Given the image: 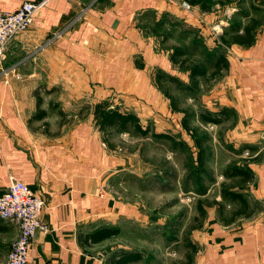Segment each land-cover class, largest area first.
<instances>
[{
    "label": "crops",
    "instance_id": "crops-1",
    "mask_svg": "<svg viewBox=\"0 0 264 264\" xmlns=\"http://www.w3.org/2000/svg\"><path fill=\"white\" fill-rule=\"evenodd\" d=\"M38 1L0 0V11ZM223 10L217 5L204 12L184 0H49L12 41L0 69V195L14 177L45 201L42 220L49 231L37 232L29 264H111L115 252L133 250L108 244L121 234L119 222L136 211L118 199L112 185L126 158L105 142L94 108L120 100L141 123L150 120L156 132L170 134L178 127L188 135L183 113L172 110L156 72L182 73L185 83L189 74L172 63L158 29L176 19L202 33L215 24L223 31ZM149 20L156 22V33L145 32ZM219 33L215 47L221 46ZM229 48V69L202 94V105L235 113L234 144L252 147L250 159H256L248 164L253 180L244 193L262 209L230 225L210 218L209 226L195 232L193 264H264V23L252 46ZM39 111L43 118L36 117ZM104 228L119 234L81 242ZM19 234L16 224L0 219V264H6Z\"/></svg>",
    "mask_w": 264,
    "mask_h": 264
},
{
    "label": "rangeland",
    "instance_id": "rangeland-1",
    "mask_svg": "<svg viewBox=\"0 0 264 264\" xmlns=\"http://www.w3.org/2000/svg\"><path fill=\"white\" fill-rule=\"evenodd\" d=\"M211 1L217 2L212 10L217 5L224 9L227 27L232 22L243 25L252 18L264 21V4L260 0ZM220 1L225 5H221ZM148 22L145 23V32L154 33L156 22ZM216 25L213 30L209 26V31L202 33L199 28L174 19L158 29L160 41L163 39L164 42L163 44L161 41L162 47L182 46L188 51L192 61L207 65L209 74L206 79H201V89L183 91L166 83L178 100L179 107L189 110L191 114L203 109L202 94L212 91L229 69L214 73V59L220 51V47L213 45L215 32H220V35L227 28L221 31L223 27L217 28ZM181 28L182 31L179 30ZM226 52L228 54L229 50ZM181 75L182 73L177 76L182 79ZM118 101L120 100L110 102L123 112H131ZM231 118L232 116L215 125L202 124L195 115L191 117V126L206 137V172L201 175L196 170L197 149L193 139L190 135L181 133L178 127L170 133L174 143L166 139L155 140L151 136L143 137L133 131L110 135L109 139L119 155L126 158V164L121 165L120 171L112 177V185L117 190L118 199L132 207L136 213L126 221L119 222L121 234L108 244L138 250L144 259L137 264H193L189 259L197 255L191 246L195 245V232L206 224L209 226L212 222L210 218L218 216L215 202H223L222 189L236 186L241 180L227 177L226 171L233 165L245 168L249 164L247 159H250L251 150L244 147L245 143L238 146L234 144ZM143 122V126L148 125L154 129L150 120ZM182 141L188 144L184 149L179 145ZM251 203L253 214L261 211V202ZM200 205L206 210V217L200 215ZM224 206L226 214L234 208L229 203Z\"/></svg>",
    "mask_w": 264,
    "mask_h": 264
},
{
    "label": "trees",
    "instance_id": "trees-1",
    "mask_svg": "<svg viewBox=\"0 0 264 264\" xmlns=\"http://www.w3.org/2000/svg\"><path fill=\"white\" fill-rule=\"evenodd\" d=\"M191 6H197L204 12L212 11V6L217 4V2H212L211 0H184ZM221 5H225L223 1L219 2ZM264 23L263 20L252 18L243 25H238L237 22H232L225 29V32L220 36V51L218 56L214 59L213 69L214 73H218L223 69L229 68V61L226 57V48L231 47L232 45H240L244 47H250L256 42V32L258 28ZM159 26V25H158ZM157 26V27H158ZM155 33L157 31H154ZM225 49V50H224ZM170 60L173 64H177L180 71L189 74V83H185L180 78L168 74L165 71L158 69L156 72V81L159 85L161 91L169 99L170 105L173 111L183 113V118L181 125L183 129L190 135L193 139L194 146L197 149L196 159V170L199 172V175L206 172V163H207V149L205 146L206 137L199 134L198 129L191 126L190 119L197 117V119L203 124H215L219 125L225 120L229 119L231 116H235V113L228 108H222L219 112H211L207 109H201L197 111L196 114L189 112L187 109H182L179 107L178 100L173 96L170 89L166 86L175 85L178 89L183 91H196L199 88V79H205L209 74L207 65L197 62L196 60L192 61L188 51L182 46L170 47ZM194 114V115H193ZM44 112L39 111L36 117L43 118ZM94 119L97 127L104 134V140L107 145L115 149V145L110 141L109 137L112 133H126L133 131L135 134L141 135L143 137L151 136L155 140L157 139H166L174 143V138L171 134L167 133H158L150 126H143L139 117L130 111H121L120 108L114 107L109 100H104L98 103L94 108ZM181 147L186 148L187 143L182 141L179 144ZM246 149L253 151V148L245 145ZM243 147V148H244ZM256 159L251 158L247 159V163L254 162ZM225 175L230 178H241L238 181V185L232 187H224L221 191L222 203L215 202L218 210L219 221L225 225H230L234 223L238 218L241 217H250L253 215L254 210L252 208L251 200L244 193L245 186L253 180V174L249 169L248 164L244 166L233 165L232 168L226 171ZM243 188V189H242ZM229 203L233 210L226 214L225 204ZM200 215L206 217V210L202 205L199 206ZM119 234L117 228H104L100 229L97 232L81 237V242L83 240L89 241L90 243H98L106 239L116 237ZM85 238V239H84ZM194 252H198V247L194 244L192 245ZM142 259L140 252L135 250H120L115 252L109 259L111 264H129L132 262H137ZM192 263V258L189 259Z\"/></svg>",
    "mask_w": 264,
    "mask_h": 264
},
{
    "label": "built area",
    "instance_id": "built-area-1",
    "mask_svg": "<svg viewBox=\"0 0 264 264\" xmlns=\"http://www.w3.org/2000/svg\"><path fill=\"white\" fill-rule=\"evenodd\" d=\"M49 0L24 2L15 11H0V69L12 41L27 31ZM45 201L23 181L11 177L0 195V219L16 224L20 234L13 243L6 264H29L37 232H48L42 220Z\"/></svg>",
    "mask_w": 264,
    "mask_h": 264
}]
</instances>
